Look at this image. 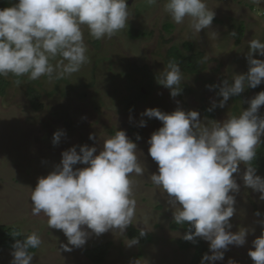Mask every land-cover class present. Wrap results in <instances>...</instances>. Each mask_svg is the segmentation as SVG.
I'll use <instances>...</instances> for the list:
<instances>
[{
    "label": "rangeland",
    "instance_id": "374dc122",
    "mask_svg": "<svg viewBox=\"0 0 264 264\" xmlns=\"http://www.w3.org/2000/svg\"><path fill=\"white\" fill-rule=\"evenodd\" d=\"M17 2L12 0L14 4ZM129 2L132 3L128 5L127 24L111 38L96 40L86 26L82 28L88 61L78 72L51 82L46 77L31 81L23 76L19 86L11 75L4 77L8 78L10 86L5 88L4 96L0 95V225L19 228L23 235L33 232L39 235L42 244L33 256L32 264H91L84 252L101 245L109 247L104 264H137V261L139 264H190L193 251L181 252L177 246L184 232L172 229L176 224L175 209L163 189L150 181V176L158 173V165L149 155L148 141L163 125L158 119L141 114L150 108L171 114L179 108L185 112H199L202 123L208 120L222 122L229 113L239 115L242 110H247L249 101L264 91L262 82L256 88H247L237 98L231 97L225 107L213 108V102L218 105L222 97L218 96L219 87L213 90L207 87L222 86L225 80L231 82L234 75L247 73L248 41L259 39L264 42V0L258 3L252 0H205L208 9L215 12L216 22L200 33L193 31L188 19L180 25L172 21L164 9L166 0H157L151 6L145 0ZM131 32L141 36L133 39ZM232 32L237 35L232 37ZM96 43L99 45L95 46ZM188 44L192 45L190 51L186 49ZM171 48L179 49L186 57L201 58L197 74L182 71L180 87L183 91L175 98L169 89L158 83ZM254 58L264 60L258 54ZM52 62L56 63L55 60ZM133 68L137 71L147 68L155 77V83L152 94L149 97L145 94L146 97L135 102L130 111L121 105L132 93L129 82L137 86L143 80ZM30 85L40 96V111L31 106L27 94ZM82 93L83 99L79 96ZM203 109H212L213 117H207ZM259 115L264 117V106ZM141 120L146 121V127L140 126ZM60 130L66 135L59 145H54V133ZM119 130L126 131L128 138L137 144L136 155L144 168L143 175L133 173L130 177L137 201L133 225L123 234L109 230L99 236L85 226L90 232L87 243L71 252L64 251L62 245L68 241L63 231L49 229L43 213L32 215L31 192L40 177H46L60 164L64 151L76 146L79 152V146L88 145L96 147L98 154L103 142ZM90 135H94L95 140L89 139ZM263 141L264 136L256 152ZM245 170L241 165L240 171L234 174L239 191L230 193L236 199V213L230 223L233 233L240 228L248 230L247 242L239 247L230 245L224 259L215 264H228L229 260L236 264H254L248 252L255 250L253 241L264 233V200L260 199V193L245 187L242 179ZM256 174L264 178L260 170ZM131 229L147 231L151 243L128 247ZM204 241L211 255L210 243ZM11 253L4 252L0 264H11Z\"/></svg>",
    "mask_w": 264,
    "mask_h": 264
},
{
    "label": "clouds",
    "instance_id": "9594fccd",
    "mask_svg": "<svg viewBox=\"0 0 264 264\" xmlns=\"http://www.w3.org/2000/svg\"><path fill=\"white\" fill-rule=\"evenodd\" d=\"M145 3L151 6L157 0ZM128 9V0H18L0 9V77L15 76L19 86L23 76L31 81L46 77L51 82L78 72L88 61L82 28L86 26L96 40L111 38L125 28ZM164 9L177 25L188 19L197 33L210 29L215 18L205 0H166ZM236 35L231 33L232 37ZM248 49L247 73L234 75L222 86H207L209 90L219 87L218 96L222 97L218 105L213 102V108L225 107L231 97L264 82V60L254 58L257 54L264 57V42L252 39ZM182 79L180 65L169 61L158 83L175 98L182 91ZM261 106L264 91L249 101L247 110L239 115L229 113L222 122L202 123L199 112L179 108L171 114L151 108L141 114L162 122L148 141L149 155L158 165V173L152 174L150 181L168 195L175 209L174 222L188 223L194 229L183 238L192 242L202 238L210 243L212 254H205L201 264H215L224 259L230 245L239 247L247 242L248 230L240 228L233 233L230 223L236 213V199L230 193L239 191L234 174L241 165L246 169L242 176L245 187L260 193L264 200V178L253 166L264 136ZM140 126L146 127V121L141 120ZM65 135L63 130L55 132L53 144L59 145ZM89 139L95 140V136ZM97 151L88 145L79 146V152L76 146L64 151L60 164L40 177L31 192L32 215L43 213L49 229L63 231L68 243L62 247L67 252L87 243V230L97 236L109 230L123 234L133 225L137 201L130 177L144 174L136 155L137 144L126 131L119 130ZM146 235L142 229L140 236ZM41 244L35 232L22 241L17 239L12 245L11 264H32L34 257L29 249ZM126 244L138 245L139 239L127 240ZM253 248L248 255L254 264H264V233L253 241ZM228 264L236 262L229 260Z\"/></svg>",
    "mask_w": 264,
    "mask_h": 264
},
{
    "label": "trees",
    "instance_id": "16d2710c",
    "mask_svg": "<svg viewBox=\"0 0 264 264\" xmlns=\"http://www.w3.org/2000/svg\"><path fill=\"white\" fill-rule=\"evenodd\" d=\"M14 3H12V0H0V9L11 7ZM215 21V20H214ZM216 22V21H215ZM171 28L167 27L166 30H169ZM241 34H243V27L240 28ZM131 38L136 39L140 37V33L138 32H131L130 33ZM238 44L240 43V39H238ZM99 43L95 46H98ZM186 49L190 51L192 49V45L188 44L186 46ZM169 61H175L178 63L181 67V70L188 74H197L200 70V61L201 58L199 56L197 57H186L184 56L181 51L177 48H171L168 51L166 64ZM134 72L138 73V75L143 77V80L138 83L139 85L135 86L129 82L128 88L131 89L132 93H129L128 98L125 100L123 99L121 102V105H124L126 110H133L135 106V102L142 101L146 96H150L152 94V91L154 90V83H155V77L152 76L148 71L147 68H143L141 70H136L135 68ZM12 76V75H11ZM17 79V77L12 76ZM130 79V77H128ZM21 79V77L19 78ZM68 81L65 80V83ZM36 86L40 85L38 83H35ZM60 84V83H59ZM59 84L56 85V90L59 89ZM10 86V83L7 79H4V77H0V95L4 96L5 88ZM183 91V90H182ZM181 91V92H182ZM55 92H53L54 94ZM28 97L31 100V106L35 111H40L42 109V105L39 104V94L36 90V88H33L32 85L27 89ZM146 94V96H145ZM81 99L84 98V93L79 95ZM238 96H233V98H237ZM204 114L207 117H213V114L211 111L203 109ZM264 141L262 142L261 147L257 151V157L253 161V166L260 170V172L264 173ZM172 229L174 232L179 231L182 229L183 237L186 235L190 230L194 232V229L190 228V225L188 223H185V225H173ZM16 233H20L19 236H15ZM27 235H23L21 229L16 227H7L0 225V257L4 252H12L13 248L12 245L16 242L17 239L23 240ZM181 238L177 242V246L179 251L181 252H188L193 251V258L190 262V264H201L203 257L205 254L209 255V248L207 247L204 239L197 238L195 242L187 241L184 238ZM138 238L139 244L138 245H148L151 243L152 238L150 235L146 236H140V231L131 229L129 231V239ZM108 249L109 247L106 245L98 246L92 250H87L84 252V255L88 261L91 262V264H104L106 261V257L108 255ZM29 251L34 256L37 249H29Z\"/></svg>",
    "mask_w": 264,
    "mask_h": 264
},
{
    "label": "water",
    "instance_id": "95a60500",
    "mask_svg": "<svg viewBox=\"0 0 264 264\" xmlns=\"http://www.w3.org/2000/svg\"><path fill=\"white\" fill-rule=\"evenodd\" d=\"M132 2H129L128 5H131Z\"/></svg>",
    "mask_w": 264,
    "mask_h": 264
}]
</instances>
